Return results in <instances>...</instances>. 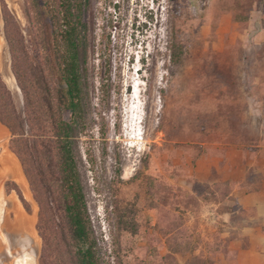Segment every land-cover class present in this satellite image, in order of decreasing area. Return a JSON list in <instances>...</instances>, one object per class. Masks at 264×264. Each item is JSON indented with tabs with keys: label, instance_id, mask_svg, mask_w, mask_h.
<instances>
[{
	"label": "rangeland",
	"instance_id": "obj_1",
	"mask_svg": "<svg viewBox=\"0 0 264 264\" xmlns=\"http://www.w3.org/2000/svg\"><path fill=\"white\" fill-rule=\"evenodd\" d=\"M252 1H89V125L77 138L76 152L89 211L112 264L117 257L122 264H237L227 234L238 238L244 225L261 222L253 208L237 205L233 190L226 188L225 195L216 190L223 181H197L194 172L203 154L220 155L227 145L258 151L264 114L252 115L250 109L261 106L264 112V50L246 51L239 36ZM4 2L18 17L33 59L42 48L24 0H0V69L23 111L4 35ZM263 4L259 0L254 9ZM0 127L6 134L0 142L19 162L28 185L11 172L1 174L0 166L8 201L2 228L13 237L29 234L33 243L23 246L35 247L38 264H48L41 258L39 203L11 148L12 132L2 122ZM244 182L249 191L259 190L261 175L252 168ZM126 215L136 219L137 233L120 229L118 221ZM1 241L0 254L14 252ZM31 248L25 253L34 255ZM15 254L5 261L20 264L22 255Z\"/></svg>",
	"mask_w": 264,
	"mask_h": 264
},
{
	"label": "trees",
	"instance_id": "obj_2",
	"mask_svg": "<svg viewBox=\"0 0 264 264\" xmlns=\"http://www.w3.org/2000/svg\"><path fill=\"white\" fill-rule=\"evenodd\" d=\"M89 1L24 0L25 14L42 48L37 60L30 54L18 17L3 3L4 35L25 108L18 109L0 69V122L12 132L11 148L39 203L41 258L48 264H112L89 211L76 152L77 138L89 125L85 67ZM258 1L251 2V10ZM216 185L224 195L226 188L233 190L231 180ZM129 217L118 221L120 229L137 233V221ZM117 262L122 264L118 257Z\"/></svg>",
	"mask_w": 264,
	"mask_h": 264
},
{
	"label": "crops",
	"instance_id": "obj_3",
	"mask_svg": "<svg viewBox=\"0 0 264 264\" xmlns=\"http://www.w3.org/2000/svg\"><path fill=\"white\" fill-rule=\"evenodd\" d=\"M247 26L239 32L244 41V49L253 52L264 50V4L261 8L252 10ZM252 100L257 99L251 97ZM261 102L262 101H258ZM263 104V103H262ZM261 104V105H262ZM252 105V102H251ZM251 106L252 115L264 114L261 109ZM264 110V107H263ZM260 142L257 152H247L237 145H227L220 155L203 154L195 163L194 172L198 180L212 183L231 180L233 182L232 196L242 208H253L255 217L260 223H250L240 229L239 236L248 241L249 247H244L242 239L231 231L227 234L229 249L237 254V264H264V118L259 120ZM256 169L261 175L259 190L249 191L242 184L249 178L250 169ZM245 183V182H244ZM233 249V250H232Z\"/></svg>",
	"mask_w": 264,
	"mask_h": 264
},
{
	"label": "bare ground",
	"instance_id": "obj_4",
	"mask_svg": "<svg viewBox=\"0 0 264 264\" xmlns=\"http://www.w3.org/2000/svg\"><path fill=\"white\" fill-rule=\"evenodd\" d=\"M5 136H6V134H5L4 129L2 127H0V139L5 138ZM136 140H137V138H136ZM0 147H3V151L0 152V157H1L0 166L2 168L1 174L6 175L8 172L13 173V175L15 176V179L18 180L19 183H21L25 188H27L28 185H27V182L25 180L24 174L21 171V167L19 165V162L17 161V159H15L13 157V155H11L12 153L9 152L6 147H4L3 142H0ZM4 180H5V177L0 178V194L2 191L5 193V189L3 186ZM20 234H22V232H18L16 235H14V237L20 238ZM24 234L25 233H23V236H24ZM0 238L3 240L4 245L8 246L10 249L15 250L16 254L14 252L10 253L7 251L8 254L12 257V259L14 257V254L15 255H22V256L27 257L26 264H38V262H37V256H38L37 249H35V247L31 248L30 246H28V247L23 246L24 244H26L28 242L31 244L33 243V240L29 236V234H26L24 239L21 240L23 242V245H21V249H18L17 246H12V247L10 246L11 241H9L8 235L3 230L2 226H0ZM25 248H31L32 251H34V255H32L31 253H25V251H24ZM13 264H16L15 261L13 262Z\"/></svg>",
	"mask_w": 264,
	"mask_h": 264
},
{
	"label": "flooded vegetation",
	"instance_id": "obj_5",
	"mask_svg": "<svg viewBox=\"0 0 264 264\" xmlns=\"http://www.w3.org/2000/svg\"><path fill=\"white\" fill-rule=\"evenodd\" d=\"M4 199H5V193L2 191L1 194H0V226H2V221H3V218H4V215H5V212H6V206H7V203H8V201L5 199V202L6 203H5V206H4V204H3V200ZM25 235L26 234H24V236H23V233H22V234H20V238H17V237H13L11 234L8 233V239H9V241H11L10 242L11 247L12 246H17L18 249H21V245H23V242L21 240L24 239ZM2 243L4 244V242H2ZM11 250H13L14 253H15V250L14 249H11ZM5 256L11 257L8 254V252H7L6 249H5V254L4 253L3 254H0V263H2V264H9L8 262L5 261V259H4ZM20 259H21L20 260V264H26V261H27V257L26 256H22V257H20Z\"/></svg>",
	"mask_w": 264,
	"mask_h": 264
}]
</instances>
